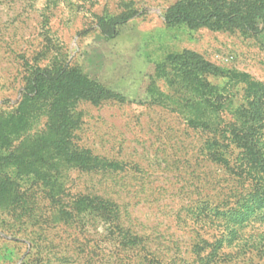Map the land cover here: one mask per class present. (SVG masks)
<instances>
[{
  "label": "rangeland",
  "instance_id": "rangeland-1",
  "mask_svg": "<svg viewBox=\"0 0 264 264\" xmlns=\"http://www.w3.org/2000/svg\"><path fill=\"white\" fill-rule=\"evenodd\" d=\"M176 1L0 0V121L17 109L37 67H79L124 95L125 101L75 106L80 125L73 141L129 167L119 172L67 169L62 180L66 205L80 192L108 196L117 191L128 226L168 248L185 247L190 237L191 221L182 207L205 133L181 116L185 96L167 57L190 49L225 72L243 70L264 81L261 36L238 29L169 26L165 15ZM124 16L128 19L115 25L114 36L103 32L102 17ZM209 80L225 82L213 75ZM243 97L242 90L236 99ZM48 106L44 99L29 104L28 126L15 146L46 129ZM19 194L11 203L0 202V264H90L86 251L94 246L100 260L104 257L103 224L84 216L82 229L73 221L61 222L59 207L40 180L26 178ZM173 237H181L180 242H169ZM261 262L254 252L227 264Z\"/></svg>",
  "mask_w": 264,
  "mask_h": 264
},
{
  "label": "trees",
  "instance_id": "trees-1",
  "mask_svg": "<svg viewBox=\"0 0 264 264\" xmlns=\"http://www.w3.org/2000/svg\"><path fill=\"white\" fill-rule=\"evenodd\" d=\"M165 18L169 26L238 29L264 39V0H178ZM127 19L102 17L100 23L111 37L115 25ZM167 58L178 71L179 92L185 96L181 116L189 127L205 133L182 207L191 221L185 247L168 248L128 226L117 191L108 196L80 192L66 205L62 180L67 169L119 172L129 167L73 141L80 125L77 103L126 100L79 67H37L17 109L0 121V202L19 198L26 178L40 180L59 207L61 222L73 221L82 229L84 216L105 226V255L100 260L98 247L87 249L90 264H227L254 252L264 264V81L243 70L225 72L190 49ZM211 75L225 82L214 84ZM40 99L49 101L46 129L15 146L28 126L29 104ZM179 238L169 242L179 243Z\"/></svg>",
  "mask_w": 264,
  "mask_h": 264
}]
</instances>
